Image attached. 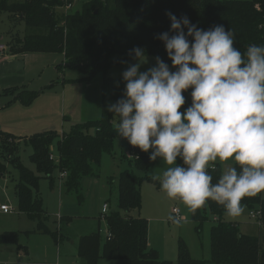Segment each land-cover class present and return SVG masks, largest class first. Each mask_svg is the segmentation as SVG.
Here are the masks:
<instances>
[{
  "label": "trees",
  "instance_id": "1",
  "mask_svg": "<svg viewBox=\"0 0 264 264\" xmlns=\"http://www.w3.org/2000/svg\"><path fill=\"white\" fill-rule=\"evenodd\" d=\"M58 5L59 0H0V14L17 15L27 28L24 38L10 44L13 54L63 53L66 59L63 66L79 69L84 75L80 80L90 82L98 74L103 75L100 118L76 123L69 132L62 134L49 130L27 137L0 129V176L6 175L8 164L18 169L15 186L18 208L37 221L38 232H49L44 225L47 213L40 196L41 179L53 182L56 171H67L69 190L79 192L83 177L94 174L103 156L113 154L115 140L122 138L115 132L119 118L108 112L107 107L110 102L116 103L123 98L126 82L123 78L110 76L112 68L133 59L129 53L135 47L172 65L164 43L157 38L164 32L173 34L166 13L171 12L177 18L186 15L191 23L204 30L216 25H223L226 31L232 29L236 34L234 47L242 53L249 45H264V0H86L80 10L68 14H60ZM191 91L183 93L186 102L182 112L192 104ZM4 93H16L7 105L16 101L30 105L40 94L19 87L6 88ZM126 142L130 165L139 171H148L150 154ZM23 143L32 147L30 158L38 173L21 160L19 149ZM55 143L57 158H51ZM178 162L183 165L182 160ZM234 166L239 170L238 165ZM210 172L213 183H216L222 168L214 165ZM117 179L119 210L102 216L106 221L107 235L103 239L99 227L97 231L81 236L78 257L85 264H99L102 259L109 260L110 264H172L162 260L159 252L149 245L147 218L140 212L133 214L142 207V177L135 174L133 168H127ZM109 180L112 183L114 177ZM242 204L251 209L260 206L259 221L264 231V198L261 193L245 197ZM225 213L223 206L214 201L191 211L192 219L200 226L209 215L216 221L211 228L212 258H193L181 240L177 264H264V232L262 236L244 234L237 223L222 219ZM72 220V216H61L60 222L71 223ZM57 235L54 233L55 238ZM8 244L23 248L18 231L0 233V245Z\"/></svg>",
  "mask_w": 264,
  "mask_h": 264
},
{
  "label": "clouds",
  "instance_id": "2",
  "mask_svg": "<svg viewBox=\"0 0 264 264\" xmlns=\"http://www.w3.org/2000/svg\"><path fill=\"white\" fill-rule=\"evenodd\" d=\"M166 15L173 34L157 38L177 70L157 56L156 65L141 72L146 52L133 48L129 54L137 62L122 74L123 98L110 102L107 111L119 118L118 137L151 150L149 159L167 166L150 179L168 198L192 212L214 201L238 217L245 197L264 192V45H249L242 53L234 47L232 29L204 30L186 15ZM189 89L192 104L181 112ZM217 161H233L239 170L228 167L213 183L210 169ZM168 219L178 227L184 222L178 214Z\"/></svg>",
  "mask_w": 264,
  "mask_h": 264
},
{
  "label": "rangeland",
  "instance_id": "3",
  "mask_svg": "<svg viewBox=\"0 0 264 264\" xmlns=\"http://www.w3.org/2000/svg\"><path fill=\"white\" fill-rule=\"evenodd\" d=\"M85 1L81 0L75 6L74 11L80 10ZM58 12L61 14V11L58 10ZM26 34V25L22 20L18 19L17 15L0 14V42H7L9 51L10 44H15L19 38H24ZM146 56L147 60L153 57L150 55ZM60 57V53L46 52H31L30 58L19 57L18 59L22 63V65L20 64V67H22L19 72L27 73L26 85H21L19 88L40 92L38 99L42 94L47 97V94H44L46 91L55 89L63 91V86H65L69 89L68 95L79 93V96L74 101L73 109H68L65 117V111H62V109L57 111L58 107H54L53 103L51 106L54 107L53 113H50L49 117L41 118L42 123L31 122L21 125L14 122L10 127H2L5 128V131L27 137L37 132L49 130H56L62 134L63 131L69 132L76 123L101 117L102 74L94 78L91 86L87 88V92L83 94L80 85L76 84H79L78 81H82L80 79L84 75L79 69L65 68L61 64L62 59ZM56 58L59 59L56 60ZM58 63L59 68L61 67L62 69L56 68ZM155 65L152 63L146 65L148 67H144L145 71ZM124 67V64L115 66L109 75L123 76V72L129 66L126 69ZM169 67L171 71L177 70L172 65H169ZM144 68L141 66L143 72ZM14 72L17 73L16 71ZM3 89L0 88V120L11 116L15 119L16 115H13L12 112L4 111V109H6L7 103L16 93L14 95L12 93H4ZM96 98L98 99V104L95 103ZM87 101L90 102L87 103ZM12 104L8 106L11 107L13 106ZM18 105V107H24L20 104ZM47 105L48 100L40 98L36 102L31 103L30 112H34L35 117H40L48 109ZM12 109H17V106L14 105ZM180 111L182 112V107ZM21 112L22 110L17 112V114ZM31 154L32 147L23 143L19 149L21 160L26 167L38 173L36 165L30 158ZM52 155L57 158L56 143L52 146ZM178 161L179 158L177 160L179 164ZM215 165H220L223 171L228 167H233L235 164L233 161L223 163L217 161ZM166 167V165H163L162 160L158 158L156 161L150 162L149 169L146 172L135 169L130 165V155L126 140L117 138L114 142L113 154H105L100 167L95 168V173L83 177L79 192L69 190L66 184V177L62 180L58 171L55 172L56 176L53 182L47 178L41 179L40 196L43 201V209L47 213L44 225L49 232H38L37 221L30 218L27 214L21 213L18 208L15 186L19 171L14 165L8 164V172L5 176H0V205H12L14 209L8 214L0 210V233L18 231L19 243L23 246V250L27 252L22 254L16 244L0 245V264H57V262L63 264H73L74 262L85 264L84 260L76 254L78 241L81 236L95 232L99 227L101 228L103 239L107 235L106 221L101 218L103 204L105 202L109 204L108 212L119 210L117 198L118 180L114 178L111 183L109 178L118 176L126 168H133L135 174L142 177L140 182L142 207L140 211H133V214L140 212L144 218H147L149 243L152 248L159 252L161 259L177 264L179 244L182 240L193 258L210 260L212 258L211 228L216 222L214 218L209 215V218L200 226L192 219L191 210L180 200L168 198L166 193L161 190L159 182L147 179L154 172L162 173ZM261 195L264 198V192H261ZM173 207H178L181 212L180 215L184 217V222L179 227L172 224L168 219L169 215H173ZM260 209V206H256L254 209L246 206L242 215L230 217L225 213L222 219L226 222L237 223L240 231L244 234L262 236L264 231L260 227V218L259 216H252L253 211L257 213ZM61 214L63 216H72V222H60ZM30 231L32 232L26 234V232ZM54 233H58L56 238ZM99 264H110V261L102 259Z\"/></svg>",
  "mask_w": 264,
  "mask_h": 264
},
{
  "label": "crops",
  "instance_id": "4",
  "mask_svg": "<svg viewBox=\"0 0 264 264\" xmlns=\"http://www.w3.org/2000/svg\"><path fill=\"white\" fill-rule=\"evenodd\" d=\"M58 10L61 11V14H65L62 9L57 7V11ZM6 43L7 42H5V43L0 42V88L6 89V88H11V87H19L21 85L25 86L27 73H23V72L20 73L19 72L20 68L22 67V66L20 67V64L22 65V63L19 61L18 58L19 57H26V58L29 57L30 58L31 52L13 54L9 51L8 45ZM1 45H6V48L3 49L1 47ZM60 54H61L60 59H62L61 64L64 65L65 60H66L65 56L63 53H60ZM154 58L155 57L153 56L151 59H148L147 60L148 62L144 63L142 65V67L143 68L148 67L146 65H148L150 63L156 64V60ZM57 59H59V58H56V60ZM136 62L137 61L135 59H133V60L127 61V63H123L125 66L124 69H126L130 64H135ZM58 65H59V63L56 65V68H58ZM14 71H16L17 73H15ZM144 71H145V68H144ZM24 72H25V70H24ZM141 72H143L142 69H141ZM81 77H77V78H81ZM113 77H117V76L113 75ZM77 78H74V79H77ZM119 78H123V76H121ZM50 79H52V78L50 77ZM93 81H94V79L90 82L78 81L79 84H76V85H80V88H82V90H83V94H85L87 92V88H89L91 86ZM102 81H103V75L101 77V84H102ZM62 90L63 91H60V89H55L53 91H46L48 93L45 92L44 94H47L46 95L47 97H44L42 94L38 99L36 98L33 101V103H34L37 100H39L40 98H46V100H48V105H47L48 109L46 111H44L40 117H35L34 112H30L29 107H31V104L27 106V105H23L20 102L16 101L14 104H12L13 106H11V107H9L7 105L6 109H4V111L12 112L13 115H16V118L14 119L11 116L9 118H4V119L0 120V129L5 130V128H2V127H10L12 124H14V122L21 124V125H25V123H31V122H35L36 124H40L43 122L41 118L49 117L51 115L50 113H53L54 107H58L57 111H59L61 109H62V111L64 110L65 111L64 115L66 117V112L68 111V109H70V110L73 109L74 101H75L76 97L79 96V93H77V94L71 93V95H68L69 89L66 88L65 86H63ZM89 102L90 101H87V103H89ZM53 103H54V107H51ZM95 103L98 104L97 98L95 100ZM101 103H102V100H101ZM18 104H20L21 106H24V107H18L19 106ZM14 105L17 106V109H12L14 107ZM23 108H26V109H23ZM20 110H22V112L17 114V112H20ZM6 130H8V129H6ZM62 133H66V131H63ZM129 155H130V153H129ZM118 176H114V178H116V180H118L117 179ZM105 203H107V202H105ZM5 214H8V213H5ZM140 215L143 216L142 213H140ZM61 216H63V215L61 214L60 217ZM102 216H103V211L101 213V218H102ZM260 227H261V225H260ZM261 229H262V227H261ZM149 245H150V243H149ZM20 250H21L22 254H25L27 252V251L23 250V248H20ZM77 255H76V257H77ZM58 264H63V263H58ZM73 264H78V263L74 262Z\"/></svg>",
  "mask_w": 264,
  "mask_h": 264
},
{
  "label": "built area",
  "instance_id": "5",
  "mask_svg": "<svg viewBox=\"0 0 264 264\" xmlns=\"http://www.w3.org/2000/svg\"><path fill=\"white\" fill-rule=\"evenodd\" d=\"M81 0H59V5H58V8L62 9L64 11L65 14H68L72 11H74V8L75 6L80 2ZM1 47L3 49L6 48L5 45H1ZM51 158H54V155L51 156ZM134 158H138V156H134ZM68 173L67 171H61L60 172V178L63 180L65 179V177H67ZM14 209V207L12 205H8V204H2L0 205V210H2L3 212L5 213H10L12 212V210ZM103 215L104 214H107L108 211H109V204L108 203H105L103 205ZM173 215H180L181 212H180V209L178 207H174L173 210ZM252 216L253 217H256V216H261V211L258 210L257 213H255L254 211L252 212Z\"/></svg>",
  "mask_w": 264,
  "mask_h": 264
}]
</instances>
